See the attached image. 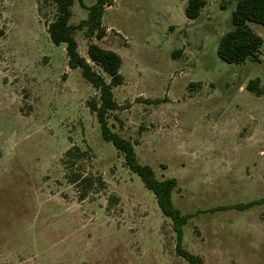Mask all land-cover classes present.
I'll return each instance as SVG.
<instances>
[{"label": "rangeland", "instance_id": "374dc122", "mask_svg": "<svg viewBox=\"0 0 264 264\" xmlns=\"http://www.w3.org/2000/svg\"><path fill=\"white\" fill-rule=\"evenodd\" d=\"M204 1L188 20L187 0H113L103 39L74 37L86 59L90 42L122 58L108 126L157 179L176 180L183 249L204 264H264V205L218 210L264 197V94L246 89L264 90V26L249 24L257 57L227 64L216 49L235 1ZM71 13L73 26L87 17L77 0ZM55 14L52 0H0V264H188L154 195L102 139L88 107L98 93L49 39ZM71 148L85 155L69 170ZM71 171L104 186L80 200Z\"/></svg>", "mask_w": 264, "mask_h": 264}, {"label": "trees", "instance_id": "16d2710c", "mask_svg": "<svg viewBox=\"0 0 264 264\" xmlns=\"http://www.w3.org/2000/svg\"><path fill=\"white\" fill-rule=\"evenodd\" d=\"M77 1L79 6L87 11V17L78 25L73 26L69 24V20L72 16L71 7L74 0H52L56 14L47 24L49 39L54 45H64L68 68L78 69L82 78L98 93V102L90 101L88 107L96 115L101 137L110 142L123 155L126 166L141 178L144 187L154 195L161 214L171 223L177 255L188 264H204L201 257L183 249V227L190 215H183L172 203L171 197L177 186L176 180L173 178L157 179L149 166L142 165L137 161L133 144L118 133L111 131L108 126V114L119 108L114 99L113 89L121 86L124 81L119 72L122 64L121 57L117 53L103 49L91 42L86 49L88 59L82 57L78 52V44L74 37L75 31L85 29L86 38L103 39L106 35V28L102 25V16L105 9L112 6L113 0H95V3L90 7H86L83 0ZM234 1L235 9L231 17L233 28L221 35L216 49L218 58L227 64H241L257 57L262 40L251 30L249 24L264 26V0ZM205 4L204 0H187L184 9L186 19L195 20ZM103 75L109 78V82H106ZM246 89L255 96L264 94L258 79L249 81ZM155 102L157 101L155 100ZM84 155L77 148L68 149L64 154L66 167L72 170L76 162ZM68 180L70 184L81 189L80 200L86 197L88 190L95 184L100 187L104 186L100 178L94 179L74 171H71ZM254 205H264V197L246 204H237L218 210H243Z\"/></svg>", "mask_w": 264, "mask_h": 264}, {"label": "crops", "instance_id": "0c3cea01", "mask_svg": "<svg viewBox=\"0 0 264 264\" xmlns=\"http://www.w3.org/2000/svg\"><path fill=\"white\" fill-rule=\"evenodd\" d=\"M115 51V50H114ZM122 59V58H121Z\"/></svg>", "mask_w": 264, "mask_h": 264}]
</instances>
